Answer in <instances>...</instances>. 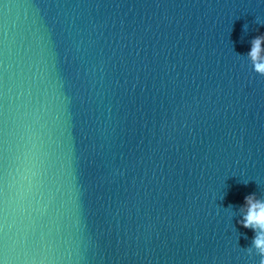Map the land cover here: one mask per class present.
I'll return each instance as SVG.
<instances>
[{
  "label": "water",
  "instance_id": "95a60500",
  "mask_svg": "<svg viewBox=\"0 0 264 264\" xmlns=\"http://www.w3.org/2000/svg\"><path fill=\"white\" fill-rule=\"evenodd\" d=\"M258 15L0 0V264H260L228 210L264 194Z\"/></svg>",
  "mask_w": 264,
  "mask_h": 264
},
{
  "label": "clouds",
  "instance_id": "9594fccd",
  "mask_svg": "<svg viewBox=\"0 0 264 264\" xmlns=\"http://www.w3.org/2000/svg\"><path fill=\"white\" fill-rule=\"evenodd\" d=\"M260 2L264 3V0H260ZM256 19L258 23L264 24V17L258 15ZM250 44V51L246 55L239 53H235V55L243 61H250L252 71L264 76V33L254 36ZM244 182L247 183V180ZM220 198H223V195ZM245 201L246 203L236 211H232L231 205L228 210L232 215L240 217L238 222L241 225L254 230L253 247H249L247 251L252 253L255 250L259 253L262 257L260 264H264V194H249L245 197Z\"/></svg>",
  "mask_w": 264,
  "mask_h": 264
}]
</instances>
